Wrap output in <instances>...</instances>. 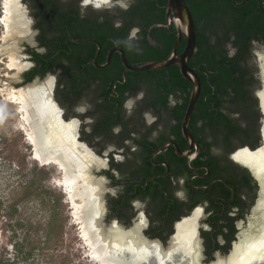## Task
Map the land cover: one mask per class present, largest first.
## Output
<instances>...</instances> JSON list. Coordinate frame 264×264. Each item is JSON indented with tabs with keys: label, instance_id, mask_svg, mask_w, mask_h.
<instances>
[{
	"label": "flooded vegetation",
	"instance_id": "obj_1",
	"mask_svg": "<svg viewBox=\"0 0 264 264\" xmlns=\"http://www.w3.org/2000/svg\"><path fill=\"white\" fill-rule=\"evenodd\" d=\"M243 1L232 0L237 5L245 4L247 0ZM62 2L63 6H72L82 19L81 27L71 31L66 42L69 47L73 46L72 43L84 45L86 75L92 78L88 77L84 87H80L78 96H72L63 80L62 68L54 67L53 70L51 65L46 74L52 72L56 76L52 95L63 119L68 121L77 117L83 124L82 139L98 145L96 150L107 158L104 172L110 183L105 190L107 198H103L105 218H114L125 224L142 218L144 236L162 246L169 245L181 231L186 233L193 228L199 242L201 264H214L220 257H228L241 241V235L257 233L264 225V177L236 157L242 150L256 152L264 146V108L261 102L264 42L255 41L260 46L254 60L257 67L255 76L251 82L247 80L240 86L244 102L249 96H254L256 109L247 112L245 104H242L240 110L231 114L233 125L240 124L246 132L233 134L229 146H223L210 136L199 137L198 131L189 124L195 138L191 143L182 130L180 134L174 132V126L181 124L182 120L179 122L168 109L184 103L186 92L180 89L177 94L170 93L166 105L152 102L147 90L149 74L145 71L160 69H130L119 50H124L133 66L155 61L148 57L154 50L169 51L170 56L181 30L173 10L169 8V0ZM186 3L192 11L187 0ZM192 14L197 27L198 48V32L203 23L193 11ZM104 26L116 32L102 35L100 32ZM41 33L38 29L35 44L27 46L33 63L35 60L30 48L40 54L49 48L42 42ZM181 33L178 53L186 46L183 30ZM170 37H175L173 43H169ZM67 51L70 53L71 49ZM192 57L189 65L197 71L200 67L191 65ZM171 65L180 70L179 65ZM43 66L42 60L39 68L43 70ZM36 77L42 76L38 74ZM107 83L112 84L108 94L109 105L116 115L110 121L111 132L94 134L93 129L101 117L100 103L104 101L103 85ZM235 89L234 84L224 92L214 90L213 94L233 95ZM191 90L192 83L189 97ZM223 102L228 103V98ZM224 103L217 101L216 107L222 109ZM228 104L235 107L234 103ZM129 182L133 183L132 186ZM141 210L143 216L140 215Z\"/></svg>",
	"mask_w": 264,
	"mask_h": 264
},
{
	"label": "rangeland",
	"instance_id": "obj_2",
	"mask_svg": "<svg viewBox=\"0 0 264 264\" xmlns=\"http://www.w3.org/2000/svg\"><path fill=\"white\" fill-rule=\"evenodd\" d=\"M6 2L0 0V264H102L83 236L82 225L75 216V204L62 184L63 171L56 163L44 164L36 158L21 104L9 98L8 91L15 90L19 95L21 89L38 83L49 84L53 92L56 76L49 72L28 82L23 80L24 73L34 66L27 46L37 40L35 11L31 0H20L21 13H17L19 18L16 14L18 20L9 33L4 20ZM15 56L19 59L17 64H13ZM71 120L78 123L79 141L97 159L92 176L102 182L103 200L107 198L105 190L110 183L104 172L107 158L96 150L98 145L82 139L83 124L79 119H68ZM76 202L81 203V199L77 198ZM140 215H144L143 210ZM105 217L104 213L102 223L109 230L116 219ZM141 221L142 218L119 224L130 229ZM169 246L163 245L165 249Z\"/></svg>",
	"mask_w": 264,
	"mask_h": 264
},
{
	"label": "trees",
	"instance_id": "obj_3",
	"mask_svg": "<svg viewBox=\"0 0 264 264\" xmlns=\"http://www.w3.org/2000/svg\"><path fill=\"white\" fill-rule=\"evenodd\" d=\"M187 1L195 17L202 19L203 23L198 32V48L190 62L191 65H199L200 68L197 71L202 78V92L195 106L190 127L198 131L197 135L201 138L210 136L214 139L213 141L229 146L233 134L246 132L240 124L233 125L231 117L233 111L240 110L242 104H245L247 112L256 109L254 96H249V99L244 102L245 97L240 86L247 80L251 82L257 70L254 60L260 46L255 41L264 42V0H247L243 5H237L232 0ZM236 1L241 2L242 0ZM31 2L35 11V26L41 30L42 42L49 48L46 53L42 54L35 49H29L35 63L26 72V81H31L38 74L45 75L49 68L53 67V70L54 67L62 68L65 77L63 80L70 88L72 96H78L80 87L83 88L88 77L92 78V76L86 75L88 70L84 65L86 62L84 45L72 43L73 46L69 47L66 39L71 31L81 27L82 19L72 6H63L62 0H31ZM102 30L103 32H100L102 35L116 32L106 26ZM174 40L175 37H170L169 43H173ZM229 46H231V54ZM68 49H71L70 53ZM168 56L169 51L163 53L154 50L148 57L159 60ZM42 60L43 70L39 68ZM145 72L149 74L147 90L154 103L166 105L170 93L177 94L180 89L186 92L184 103L168 108L172 116H176L181 122L188 104L191 83L184 78L179 68L173 65L165 69ZM234 84L236 89L233 95L213 94L214 90L221 89L224 92ZM103 88L104 101L99 107L101 117L93 129L94 134L111 132L110 121L116 115L109 105L108 94L112 84L107 83L103 85ZM226 98H228V103H234L235 107L233 105L229 107L228 103L225 104L223 99ZM217 101L225 104L222 109L216 107ZM180 131L181 124L174 126L175 133L180 134ZM128 184L132 186L133 183Z\"/></svg>",
	"mask_w": 264,
	"mask_h": 264
},
{
	"label": "bare ground",
	"instance_id": "obj_4",
	"mask_svg": "<svg viewBox=\"0 0 264 264\" xmlns=\"http://www.w3.org/2000/svg\"><path fill=\"white\" fill-rule=\"evenodd\" d=\"M20 10V0H7L4 19L7 32L10 33L18 20ZM12 59L13 64L19 61L16 56ZM8 92L11 101L21 104L20 111L36 158L44 164L56 163L63 171L62 184L66 185L75 204V216L82 225L83 236L102 264H153V260L156 264H201L199 242L193 228L186 233L181 231L168 249L143 236L142 221L130 229H124L116 222L109 230L105 229L102 182L92 176L97 159L79 141L77 121L63 119L47 83L29 85L21 89L19 95L15 90ZM261 97L264 108V90ZM249 150L238 152L236 157L264 177V146L256 152ZM77 198L81 203L76 202ZM214 264H264V225L257 233L245 235L228 257L219 258Z\"/></svg>",
	"mask_w": 264,
	"mask_h": 264
},
{
	"label": "water",
	"instance_id": "obj_5",
	"mask_svg": "<svg viewBox=\"0 0 264 264\" xmlns=\"http://www.w3.org/2000/svg\"><path fill=\"white\" fill-rule=\"evenodd\" d=\"M233 1L235 2V0ZM244 1L242 3H244ZM169 8L173 10L177 18L179 29L181 31L183 30L185 38H186V46L181 53L177 52V49H178V46L181 40V35H182L181 31L179 33V39L177 40L174 46L172 54L168 58L163 59V60L149 61L141 65L133 66L129 64L124 50L121 48L119 50L121 52L124 63L128 66V68L133 69V70L161 69V68H166L171 64L179 65L182 75L192 83L191 94H190L188 104L185 110V115L181 123V130L184 136L188 139L189 142L192 143V142H195V138H194L193 133L189 129V124H190V121H191V118H192V115L195 109V105L197 103V100L199 99L201 88H202L201 77L199 76L195 68L189 65V61L197 49V27H196V23H195V19L192 14V11L190 7L187 5L186 0H169ZM109 61H110V57L107 60V64L109 63ZM115 222L118 223L117 221ZM121 227L126 229L123 226ZM144 237L147 238L146 236ZM241 238H243V235H241ZM177 256L178 255H176L175 258L179 259ZM153 264H156L154 260H153Z\"/></svg>",
	"mask_w": 264,
	"mask_h": 264
}]
</instances>
